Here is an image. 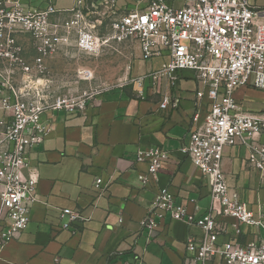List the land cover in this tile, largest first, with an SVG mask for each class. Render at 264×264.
Returning a JSON list of instances; mask_svg holds the SVG:
<instances>
[{"label": "built area", "instance_id": "1", "mask_svg": "<svg viewBox=\"0 0 264 264\" xmlns=\"http://www.w3.org/2000/svg\"><path fill=\"white\" fill-rule=\"evenodd\" d=\"M54 1L36 8L26 7V0H0V247L28 227L38 201V171L31 166L30 155L52 131V120L45 121L44 116L56 110L85 113L94 98L46 100L41 81L48 74L47 59L71 42L89 55H99L107 46L117 50L138 44L144 60L167 57L160 68L130 79L139 97L146 98L148 90H157L162 81L174 87L181 71L190 69L199 84L197 98L207 96L211 102L202 121L199 112L194 115L197 126L183 148L209 181L210 209L197 217L163 187L143 225L153 231L158 225L155 216L163 217L160 210L199 226L203 237H188L191 255L186 264H206L215 256L225 264H264V240L246 246L219 240L228 227L227 218L237 220L233 224L237 230L242 225L264 229V212L255 216L240 191L229 186L223 168L225 147L241 143L249 149V165L264 180V140L258 137L264 133V117L245 111L235 97L244 85L264 88V23L258 20L264 10L250 0H183L180 7L174 0H139L122 11L116 0H74L68 9H57ZM101 11L113 16L105 35L97 32L103 24ZM21 34L32 38L36 51L32 60L24 54ZM81 74L88 79L92 71L84 69ZM171 102L172 95L163 93L160 107L167 109ZM168 159V150L161 146L139 149L137 160L147 164L138 175L141 184L157 182ZM95 186L105 189L100 180ZM61 217L66 218L62 227L74 231L75 223L89 220L71 208L61 209Z\"/></svg>", "mask_w": 264, "mask_h": 264}, {"label": "crops", "instance_id": "2", "mask_svg": "<svg viewBox=\"0 0 264 264\" xmlns=\"http://www.w3.org/2000/svg\"><path fill=\"white\" fill-rule=\"evenodd\" d=\"M34 1L26 0L25 6L45 8L49 4V0ZM116 1V8L122 11L137 6L139 0ZM250 2L264 10V0ZM173 3L180 7L183 0ZM73 4L71 0L57 9ZM258 20L264 23V12ZM20 43L32 60L36 51L31 36L21 34ZM123 47L124 52L129 51L127 45ZM130 48L136 56L131 59L125 83L96 96L85 113L56 110L44 116L43 120H52V131L30 155L31 166L38 171V201L28 227L0 247V264H186L191 255L188 237H203L199 226L174 219L168 212L157 211L163 217L155 216L158 225L153 231L143 221L163 187L197 217L210 209L209 181L183 148L197 126L194 115L199 112L202 121L211 102L207 96L197 98L199 84L190 69L181 71L174 87L162 81L157 90H148L146 98L139 97L138 87L130 79L157 69L165 56L147 61L141 58L138 44ZM46 63L51 65V59ZM163 93L172 95L167 109L160 107ZM235 97L245 111L264 117V88L244 85L235 91ZM258 137L264 140V133ZM152 146L168 150L169 159L163 162L158 181L144 186L138 175L147 170V164L137 160V152ZM248 157L246 145H228L223 168L229 186L240 191L259 217L264 212V180L249 165ZM23 170L29 173L27 168ZM97 180L102 181L104 190L95 186ZM63 208L77 210L89 220L75 223V231L65 229ZM225 220L228 227L222 231L221 242L246 246L264 240L263 228L242 225L237 230L233 227L236 219ZM206 264L225 263L215 256Z\"/></svg>", "mask_w": 264, "mask_h": 264}, {"label": "rangeland", "instance_id": "3", "mask_svg": "<svg viewBox=\"0 0 264 264\" xmlns=\"http://www.w3.org/2000/svg\"><path fill=\"white\" fill-rule=\"evenodd\" d=\"M70 3L71 0H59L58 3L57 0L54 1L56 8ZM100 18L103 24L97 32L105 35L109 32L113 16L101 11ZM130 47H126L129 51L124 52V47H117L116 50L112 46H107L99 55H89L81 52L75 42H71L56 51L49 58L51 65H48V74L41 81L45 83V99L52 102L59 97H67L79 101L84 97L93 96L95 98L113 88H118L127 81L126 74L131 59L136 56ZM161 58L163 59L162 65L167 57ZM84 69L92 71V76L88 79L83 78L81 74Z\"/></svg>", "mask_w": 264, "mask_h": 264}]
</instances>
